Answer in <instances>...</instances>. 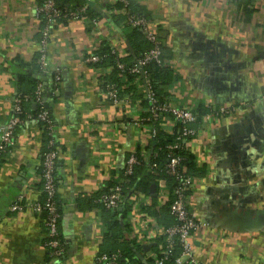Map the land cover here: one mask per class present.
<instances>
[{"label":"crops","instance_id":"obj_1","mask_svg":"<svg viewBox=\"0 0 264 264\" xmlns=\"http://www.w3.org/2000/svg\"><path fill=\"white\" fill-rule=\"evenodd\" d=\"M119 1L86 0L95 17L54 24L42 69L36 63L45 25L41 0H0V134L21 74L41 78L59 150L55 173L64 247L62 256L49 255L45 215L33 208L44 199L45 136L34 115L26 116L14 146L0 154V264H96L99 254L129 245L132 262L146 264L163 247L160 237L146 244L144 236L152 226L166 225V181L158 179L148 194L125 192L117 210L97 202L110 185L124 181L123 168L138 147L148 161L155 145L140 98L148 80L136 79L131 98L114 105L101 86L112 67L85 61L103 43L135 60L130 31L119 20L125 10L109 9ZM135 2L147 13L165 65L177 75L165 87L167 101L198 113L197 133L185 142L200 173L188 204L207 226L192 235V254L200 264H264V0ZM177 124L162 116L157 129L171 134ZM18 196L25 208L12 211Z\"/></svg>","mask_w":264,"mask_h":264},{"label":"built area","instance_id":"obj_2","mask_svg":"<svg viewBox=\"0 0 264 264\" xmlns=\"http://www.w3.org/2000/svg\"><path fill=\"white\" fill-rule=\"evenodd\" d=\"M127 3V0H122ZM86 9L85 7L79 8L77 12H71L69 17L84 18ZM38 13L43 18L44 27L42 28L41 37L39 40V67L44 69L47 66L46 62V46L49 40L50 31L54 24L58 22V19L62 15L61 9L57 6L56 0H44L40 6ZM126 13V11H125ZM96 24V21L93 20ZM128 23L131 27H136L141 30L147 41L151 44V47L143 53V55L134 61L132 65L128 67L129 73L139 75L138 77H144L145 73L143 67L151 62L158 64H164L162 49L159 44L156 33L150 28V24L147 18L129 15ZM100 59L98 55L90 54L85 58L87 63L97 62ZM117 67L124 70V64L119 63ZM144 98L149 103V111L154 119H158L162 116H170L180 124L176 140L173 144L169 145L170 150L177 149L181 143H185L187 140L196 135L197 130L193 127V124L197 121L198 115L194 110L184 107H178L166 102H158L155 99V94L150 88L149 82L145 86ZM44 84L39 83L35 90L34 104L39 106L40 111L37 115L36 121H45L47 124L48 134L50 136L48 140L47 150L41 160L40 176L42 180V193L44 199L37 201L33 204V208L37 213L45 214V228H46V247L48 248L49 255L51 257H60L64 254V247L62 240L59 236L58 224L61 218V212L59 206L56 203L57 196V183H56V165L59 157V150L54 148L56 143L53 123L48 110L45 105ZM105 95L114 105L127 102L118 93V88L115 84L108 83L106 85ZM22 99L16 97L14 99V106L12 114L7 124L1 129L0 134V153L9 151L15 144V131L22 124L23 118H20L19 114L22 112ZM221 111H224L221 108ZM30 117V115H27ZM157 128H153L151 136L156 137ZM139 164V159L131 154L126 161V165L123 168L124 175H130L133 173L134 166ZM150 168L153 170L157 168L155 164H150ZM165 172L171 176L176 185L170 190L169 202H170V214L175 219V223L168 227H159L158 225L152 226L154 228L151 233L144 236L147 241L146 244L151 243L154 239L163 237L165 245H163L159 255L155 256L153 260L148 264H167L172 259L175 264H200L192 254V235L205 228L207 224L196 218L194 213L189 207L188 196L191 189L196 184V177L189 173L187 166L183 163V159L180 156L169 155V161L165 166ZM166 181L163 178H160ZM124 189L121 183L112 185L105 189L99 196L97 202L108 210H117L123 200ZM23 197L18 198L12 203L10 209L12 211H20L25 208V204L22 201ZM176 247H179L180 251L177 256ZM96 264H133L129 259L122 258L119 251L109 254H99L96 258Z\"/></svg>","mask_w":264,"mask_h":264},{"label":"trees","instance_id":"obj_3","mask_svg":"<svg viewBox=\"0 0 264 264\" xmlns=\"http://www.w3.org/2000/svg\"><path fill=\"white\" fill-rule=\"evenodd\" d=\"M44 0H41L40 5L43 4ZM82 2L83 4H79L75 7L70 6L72 3V0H56L57 6L61 9L62 15L58 19L60 20H66L69 18V14L71 12H77L81 6L85 5L87 8L85 13H83L86 17L92 18L95 17L96 14L93 12L90 6L86 5V0H77ZM111 11L113 10H121L124 9L126 13L122 16H120L119 20L123 23L125 27L128 28V38L130 40L131 46L133 51L135 52V60L139 59L145 51H147L150 47L151 44L147 41L144 33L139 30L136 27H131L130 24L128 23V16L129 15H134V16H140V17H147V13L144 11L142 7L139 6L135 2V0H127V3H124L123 1H119L116 4L112 5L109 7ZM43 18V16H40ZM42 23L44 21L42 20ZM44 27V26H43ZM42 27V28H43ZM93 55H98L100 59L97 62H92L89 63L91 65L95 66H103V65H108L112 67V72L111 74L107 75L103 80H102V88L104 91H106V85L108 83L115 84L116 87L118 88V93L121 97L127 96L128 98H131L132 94H134V88L135 87L134 83L136 79H140L138 77L139 75H135L132 73H129L128 67L134 63V61H129L130 57L127 56L129 59H123L118 56L116 51L112 46H110L107 43L101 44V46L95 50ZM38 59H39V54L36 57V63L38 64ZM121 63L124 64L125 68L124 70H121L117 67V65ZM35 67V66H34ZM37 67V66H36ZM39 68V64H38ZM41 71L40 69H37ZM35 70V71H36ZM143 71L145 73V78L148 80L150 84V88L155 94V99L158 102H166L168 93L165 90V87L170 85L177 77V75L174 73V70L164 64H158L156 62H151L148 65H145L143 67ZM39 83H42L41 78L37 77L34 78L32 76H29L27 74H21L19 77L18 81V92H17V98L20 97L22 99V112L19 114L20 118H25L27 115H34L35 119L37 118V115L40 111L39 106L36 105L35 108H32V103H34L35 100V90L36 87ZM133 89V90H131ZM142 101L145 103L147 110L149 109V103L148 101L144 98V95L142 94L141 97ZM48 100H45V107L48 110L52 123H54L52 115H51V108L48 105ZM195 113L198 115L197 111ZM146 119L149 121V123L157 128L158 125V119H154L151 116L150 111L148 110L146 112ZM38 125L41 129V131L44 133L43 135L45 136V141H44V152L43 154L50 149L48 146V140L50 138L48 134V129H47V124L45 121H40L38 120ZM180 124H177V127L175 128L174 132L171 134L161 132L160 130L157 129V134L156 137L154 138L155 145L153 147V153L151 154V157L148 161H144L140 155L141 149L138 147L136 151L133 153L138 159H139V164L134 166L133 173L130 175H124V181L121 183L123 185L124 193H134V192H140V193H145L148 194L150 187L153 183H156L158 179L163 178L166 180L168 185L170 186V190L176 185V182L174 179L166 174L165 172V166L169 161V155L173 156H180L183 159V163L187 166L189 173L193 175H197L199 173V168L195 164V159L192 153H190L186 147L185 143H181L180 147L177 149L170 150L168 148L169 145L173 144L176 140V136L178 133V130L180 129ZM54 148L58 149L57 143H55ZM7 151L1 152L0 154H6ZM150 164H155L157 168L151 169ZM198 172V173H197ZM200 174V173H199ZM56 175V173H55ZM57 183V179H56ZM118 184V183H117ZM112 186V185H110ZM56 203L59 206V210L61 212V205L60 202L56 196ZM167 217L166 218V225H163L159 221L158 214L156 215V212H149L152 216H154L157 220V222L163 227H168L171 226L172 224L175 223V219L173 216L170 214V202L168 201L167 203ZM44 214V213H43ZM45 215V214H44ZM168 219V220H167ZM169 223V224H168ZM162 242L163 245H165L163 237L159 238ZM119 251L121 254L122 258L129 259L131 262V254L132 250L129 245V247H122L115 249L114 251H109V253H113ZM180 251L179 247H176V254L174 256H177ZM151 262V261H150ZM148 262V263H150ZM134 264H141L138 262H132ZM146 263V264H148ZM167 264H175L174 260L172 259L169 261Z\"/></svg>","mask_w":264,"mask_h":264},{"label":"water","instance_id":"obj_4","mask_svg":"<svg viewBox=\"0 0 264 264\" xmlns=\"http://www.w3.org/2000/svg\"><path fill=\"white\" fill-rule=\"evenodd\" d=\"M88 3H89L90 5H93V3L90 2V1H88ZM151 189L154 190V189H155V185H153Z\"/></svg>","mask_w":264,"mask_h":264}]
</instances>
